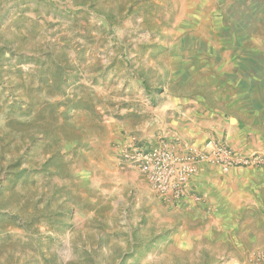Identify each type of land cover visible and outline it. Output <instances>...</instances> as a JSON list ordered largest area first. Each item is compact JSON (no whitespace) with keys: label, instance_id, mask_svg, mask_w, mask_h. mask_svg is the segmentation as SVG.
<instances>
[{"label":"rangeland","instance_id":"obj_1","mask_svg":"<svg viewBox=\"0 0 264 264\" xmlns=\"http://www.w3.org/2000/svg\"><path fill=\"white\" fill-rule=\"evenodd\" d=\"M177 100L264 130V0H0V264H230L119 162Z\"/></svg>","mask_w":264,"mask_h":264},{"label":"crops","instance_id":"obj_2","mask_svg":"<svg viewBox=\"0 0 264 264\" xmlns=\"http://www.w3.org/2000/svg\"><path fill=\"white\" fill-rule=\"evenodd\" d=\"M192 103L166 102L159 114L160 123L145 132L144 138L172 130L199 144L224 137L236 149L264 152V130L254 123L247 126L236 120L230 124L226 114L206 106L194 107ZM246 109L251 117L255 114ZM196 184L205 198L206 212L175 208L190 220L189 242L197 241L200 247H205L204 243L214 244L224 251L230 264L252 263V256L264 250V166L232 168L222 173L218 167L201 164Z\"/></svg>","mask_w":264,"mask_h":264},{"label":"built area","instance_id":"obj_3","mask_svg":"<svg viewBox=\"0 0 264 264\" xmlns=\"http://www.w3.org/2000/svg\"><path fill=\"white\" fill-rule=\"evenodd\" d=\"M117 153L120 164L141 175L160 203L197 212L207 209L196 184L201 164L218 167L222 173L264 166V152L236 149L224 137L199 144L172 130L145 139L127 137L118 144ZM259 263L264 264V257Z\"/></svg>","mask_w":264,"mask_h":264}]
</instances>
